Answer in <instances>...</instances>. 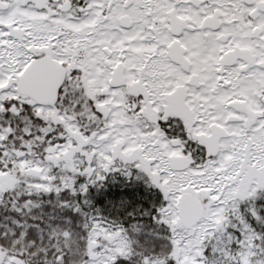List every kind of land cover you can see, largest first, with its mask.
<instances>
[{
    "label": "snow or ice",
    "instance_id": "snow-or-ice-1",
    "mask_svg": "<svg viewBox=\"0 0 264 264\" xmlns=\"http://www.w3.org/2000/svg\"><path fill=\"white\" fill-rule=\"evenodd\" d=\"M0 264H264V0H0Z\"/></svg>",
    "mask_w": 264,
    "mask_h": 264
}]
</instances>
